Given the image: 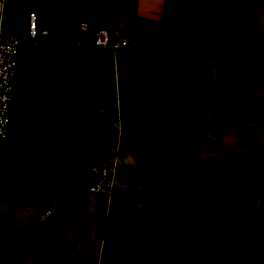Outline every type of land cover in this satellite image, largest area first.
Instances as JSON below:
<instances>
[{
	"label": "crops",
	"instance_id": "0c3cea01",
	"mask_svg": "<svg viewBox=\"0 0 264 264\" xmlns=\"http://www.w3.org/2000/svg\"><path fill=\"white\" fill-rule=\"evenodd\" d=\"M32 11L53 41L18 54L0 264H264V0H5L3 27ZM80 21L142 52L63 44ZM108 156L113 192L88 191Z\"/></svg>",
	"mask_w": 264,
	"mask_h": 264
},
{
	"label": "built area",
	"instance_id": "2783aa9c",
	"mask_svg": "<svg viewBox=\"0 0 264 264\" xmlns=\"http://www.w3.org/2000/svg\"><path fill=\"white\" fill-rule=\"evenodd\" d=\"M5 0H0V138L6 135L10 120V105L13 98V80L18 54L22 45H35L41 41H53L45 27H39L37 14L29 12L27 29L23 32L6 30L2 18ZM76 47L107 49L114 55H133L142 52L138 41L122 34L113 27H99L89 35V25L85 21L75 24V33L71 41L63 43ZM211 67L216 65L238 64L228 61L222 54H214L205 60H198ZM117 166L115 156L102 157L90 166L92 184L86 189L93 192L111 194L114 189V173ZM78 189L73 184L68 191L56 190L49 199L48 205L38 214L36 220H44L50 216L67 198Z\"/></svg>",
	"mask_w": 264,
	"mask_h": 264
}]
</instances>
